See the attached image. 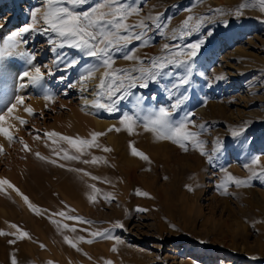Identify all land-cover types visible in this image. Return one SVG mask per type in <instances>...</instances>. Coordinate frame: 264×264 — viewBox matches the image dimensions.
I'll return each instance as SVG.
<instances>
[{"label":"rangeland","instance_id":"rangeland-1","mask_svg":"<svg viewBox=\"0 0 264 264\" xmlns=\"http://www.w3.org/2000/svg\"><path fill=\"white\" fill-rule=\"evenodd\" d=\"M95 2L89 0L78 10L84 11ZM128 2L138 7L140 13L127 22L136 24L143 19L149 25L145 37L148 45L133 41L129 46L136 49V55L145 60L146 66L153 57L165 54V44L185 46L200 41L203 44L196 57L188 61L190 72L184 65L167 68L168 75L150 83L147 89H132L119 102L117 111L108 113L96 109L93 115L82 110L81 100L89 90L81 91L78 78L84 65L96 61L83 57L75 49H53L47 42L49 35L22 32L31 22V11L42 8L44 1L0 0V48L5 49L0 59V114L6 112L18 95L34 110V115L29 116L18 106L12 114L27 124L21 126L17 120L10 119L15 123L12 134L16 140L9 144L5 138L0 139L4 150L0 154V179L9 180L34 205L46 210L35 215L15 192L10 189L0 192V231L14 233L10 225L15 224L30 236L14 244L9 243L16 239L13 235L0 236V264H12L13 257L17 264H105L106 261L112 264H264V11L259 0L251 3L248 0ZM241 5L247 6L237 15ZM157 16L159 27L154 26ZM189 16L194 18L192 25L200 22V28L192 27L190 35L174 39L173 32L178 36L183 21ZM33 56L34 62L30 65L27 60ZM116 56L114 68L135 66L134 62L120 58L119 53ZM73 59L78 61L76 66L65 68ZM36 66L44 73L41 84L31 85L19 79L24 71ZM103 71L101 68L95 74L94 91ZM183 78L188 79L187 85L179 83ZM70 84L77 86L69 87ZM44 88L53 95L54 102L43 99ZM177 101L180 107L173 119L191 117L196 125L194 130L200 133L205 155L191 145L184 151L170 141H158L142 126L136 127L132 135L124 130L107 131L112 127L122 128L119 120L124 114L139 112L142 117ZM97 123L104 127L98 128ZM52 131L85 139H90L92 132L106 133L98 138L102 147L90 149L91 155L82 156L81 160L113 155L116 149L127 154L126 159L132 162V175L127 180L116 174L112 182L93 180L90 173L84 176L83 172H89L84 169L91 163L58 159L53 152L57 145L44 135ZM37 136L40 138L36 139ZM20 138L31 151H23L18 142ZM130 143L150 160L131 156ZM103 147L112 151L104 152ZM59 148L77 154L66 143L60 142ZM37 152L57 159L65 167L38 160ZM256 158H259L258 165L253 164ZM102 164L98 162L91 167L101 171ZM67 166L80 171H69ZM63 172H73L75 175L69 177L80 183L89 182L66 197L60 191L61 182L68 184L69 181ZM253 172L258 175L246 185H229L227 192L217 187L225 173L249 180ZM89 185L101 187V195L92 204L86 202L87 195L92 194ZM84 186L87 193L82 191ZM137 192H146L149 196H139ZM106 194L114 197L111 202L103 199ZM78 198L83 201L73 202ZM139 208L147 211L139 212ZM61 210L92 223L76 224L51 215ZM51 219L76 227L77 231L58 230ZM116 223H122L123 228H114ZM44 228L54 233L48 242L43 235ZM106 230L114 239L80 243L79 252L64 242V236L73 240L84 236L87 240L91 238L88 232ZM41 244L45 246L43 249ZM113 248L117 251L113 252Z\"/></svg>","mask_w":264,"mask_h":264},{"label":"snow or ice","instance_id":"snow-or-ice-1","mask_svg":"<svg viewBox=\"0 0 264 264\" xmlns=\"http://www.w3.org/2000/svg\"><path fill=\"white\" fill-rule=\"evenodd\" d=\"M249 3L252 0H248ZM89 0H45V4L42 8H37L31 11V22L23 27L22 32L24 34L30 32H36L39 34L49 35L48 43L55 48H71L78 51L83 57L92 58L96 61L95 64H87L83 66V71L78 78V84L81 91H87V82L95 78L96 72L103 68V74L100 77L99 84L96 86V90L93 95L96 97L91 103L85 99V106H90L94 109L103 110L108 113H112L118 110L117 105L121 100H124L131 93L134 88L147 89L150 83L156 82L162 76L168 75L165 69L171 67H179L184 65L190 72L191 66L189 60L194 59L198 53V49L203 44V41L198 43H190L185 46L179 45H164L165 54L160 57H153L146 62L144 59L136 55V49L129 46L133 41H139L140 44L147 46L149 41L146 39V34L150 30L149 25L142 19L136 24H129L127 21L133 15H139L140 10L133 3L128 0H96L91 7L84 11H79L84 5H87ZM261 10L264 11V0H259ZM247 5H241L237 10V15L242 14L243 9ZM194 18L192 16L187 17L179 29V35L173 32L174 39H182L185 35H190L192 27L199 29L200 22L197 21L192 25ZM157 23L154 26L159 27V17H156ZM42 25V26H41ZM139 29V31H137ZM26 43V41H20ZM13 47L17 45H12ZM139 47V45H138ZM120 54V58L135 63V66L129 69L114 68L116 54ZM5 55V49L0 48V59ZM187 57L188 59L181 60L179 57ZM34 56L27 60L28 64H33ZM78 63L73 59L65 64V68L75 67ZM51 75V73H49ZM44 78V73L41 71V67L36 66L31 71H24L19 79L21 81H27L31 85H39ZM181 85H187L189 83L187 78H183L179 82ZM25 84H21L23 88ZM76 84H70L69 87H76ZM156 97L153 96L154 100ZM43 99L46 102H54V97L51 93L44 90ZM103 101V102H101ZM18 106H22L24 112L29 115H34V110L31 106L27 105L23 96H16L15 102L7 108L4 114H0V136L4 137L9 144L13 143L16 138L13 136V125L8 123L11 120H17L21 126L27 124V121L12 114L16 111ZM180 107L179 101L173 103L170 107L160 106L153 112L148 113L142 117L139 116V112L136 115L124 114L119 120L122 128L112 127L108 132H120L126 131L129 135L135 134V128L142 126L146 132L153 133L154 137L158 141H170L177 145L184 151L188 150V145L197 148L201 155H205L204 145L199 139L200 133L195 131L196 125L193 123L190 116H186L185 119H173V115ZM106 133L92 132L90 139L81 138L79 136L69 137L59 134L55 131L47 132L44 135L53 144L57 145L53 148V152L56 157L64 161H79L84 164H97L98 162L107 163L103 157L92 156L91 160H81L82 156L91 155L90 149L101 148L98 143V138ZM237 133H233L236 135ZM39 139L40 137H35ZM23 151H31L25 141L20 138L18 141ZM63 142L74 149L75 153L71 154L67 149L59 148V143ZM130 154L133 157H137L144 161H149L150 158L143 152L138 150L134 144H129ZM104 152H110L112 149L103 147ZM3 147L0 146V154H3ZM36 158L42 162L57 165L61 168L65 167V164H58L57 159H49L41 155L39 152L36 154ZM254 165L259 164V158L253 160ZM69 171H80L75 168H69ZM84 176H89L88 172H83ZM258 173L253 172L249 180L238 179L232 174L225 173L222 182L217 185L218 189L223 192H227L229 185L241 186L246 185L252 178H255ZM93 180L97 179L95 176L91 177ZM92 189V194L88 196L89 201L96 202L97 196L101 195V192L95 185H89ZM5 189H10L19 196L28 209L35 215H41L43 211L38 206L34 205L28 196L24 195L18 188L15 187L9 180L0 179V192ZM137 195L148 197L146 192H137ZM114 197L111 194L103 195V199L106 202H111ZM68 207V206H65ZM69 211H74L70 209ZM139 212H145L146 209L139 208ZM52 216H59L62 219L73 221L76 224H88L91 225V221L85 220L80 216L69 215L66 211H59L52 213ZM51 223L55 224L60 229H66L75 233L76 227H69L67 223H59L55 219H51ZM11 228L15 229L14 233H6L0 231V236L13 235L16 239L10 240V244L16 243V240L30 239L29 233L20 229L17 225L11 224ZM114 228H123L122 223H116ZM80 231H88L87 229H80ZM90 239H85L84 236H79L75 240L69 239L68 236H64V242L77 252L80 251L78 244L88 243L92 244L96 239H114L110 232L106 231H91L88 232ZM43 249L45 246L40 245ZM113 252L117 249L113 248ZM12 264H17L16 259L13 257ZM105 264H112L111 261H106Z\"/></svg>","mask_w":264,"mask_h":264},{"label":"bare ground","instance_id":"bare-ground-1","mask_svg":"<svg viewBox=\"0 0 264 264\" xmlns=\"http://www.w3.org/2000/svg\"><path fill=\"white\" fill-rule=\"evenodd\" d=\"M42 1H44L45 2V0H42ZM96 77V76H95ZM96 82V80H91V81H89V82H87V89L89 90L87 93H86V95H85V98H83L82 100H81V104H82V110H86L88 113H91V114H93V115H95V111H96V109H94V108H92V107H90V106H85V104H84V101H85V99H87L90 103L93 101V100H95L96 99V97L93 95V92H94V90H93V84ZM6 86V85H5ZM8 87H9V85H8ZM43 90H46L45 88L43 89ZM0 109H1V107H0ZM8 123H10V124H12L13 125V128L10 130V131H14V127H15V123H13V122H11V120H9L8 121ZM97 126H98V128H100V127H104V125H102V124H99V123H97ZM0 139H2V140H4V137H2V136H0ZM3 143V142H2ZM2 145V144H1ZM128 147V146H127ZM162 147V146H161ZM128 149V148H127ZM129 153H130V151H128ZM127 155V154H126ZM126 155H125V153L123 154V152H122V154L119 152V151H117L116 149H114V151H113V155H110V154H107V155H104V156H99V157H105V158H107V163H104V164H102V166H103V168H101L102 170L101 171H95V169L96 168H94V167H91V164H90V167H86L84 170L85 171H87V170H89V172L88 173H90L91 175H93V176H95L96 178H100V179H102V180H104V181H113L114 180V178H117V177H115V175L116 174H118V175H120V176H122V177H126L127 178V180L130 178V176L132 175V171H133V168H132V162L131 161H128V159H126L127 157H126ZM131 155V154H130ZM129 154H128V157L130 156ZM132 156V155H131ZM130 156V157H131ZM131 160V159H130ZM134 162H135V159H134ZM133 162V163H134ZM67 164V163H66ZM84 165V164H83ZM74 166V165H73ZM86 166V165H85ZM101 166V167H102ZM68 167V166H67ZM81 167H82V165H81ZM69 168V167H68ZM43 169V168H42ZM79 170V169H78ZM43 172V171H42ZM35 173H37V172H35ZM115 173V174H114ZM41 175V174H40ZM62 175V174H61ZM64 175H66L67 177H68V179H69V181L67 182L68 184H66V182L65 181H62L61 182V193H63V195H65L66 197H70V196H72V194L74 193L73 191H75V189H77V188H80V186H82V184H86L87 182H89V181H84V183H80L79 181H77V179H71L69 176H71V175H75V174H73V172H71V173H69L68 172V174L67 173H64L63 172V177H64ZM45 176H46V174H45ZM39 177V176H38ZM44 178V177H43ZM62 178V177H61ZM72 178H76V177H72ZM45 179V178H44ZM49 179H50V177H49ZM68 179H66V180H68ZM105 179H107V180H105ZM41 180H43L42 178H41ZM65 180V179H64ZM80 180V179H79ZM96 180V179H95ZM117 180V179H116ZM77 181V182H76ZM98 181V180H97ZM96 181V182H97ZM107 181V182H108ZM115 181V180H114ZM49 182H50V180H49ZM63 182H65L64 184H63ZM90 182H92V183H94L92 180H90ZM95 182V183H96ZM117 182H119V181H117ZM40 183V182H39ZM43 183V182H42ZM91 183V184H92ZM110 183V182H109ZM114 183V182H113ZM66 184V185H65ZM72 186H71V185ZM99 184V183H98ZM68 185H70L69 187H71V188H68L67 189V187L66 186H68ZM100 185V184H99ZM86 186H88V185H86ZM86 186H84V188L82 187V191H83V193L84 192H86L87 193V187ZM35 187V186H34ZM36 188V187H35ZM99 190L101 189V187H99L98 188ZM86 190V191H85ZM81 191V190H80ZM82 191H81V193H82ZM77 194V193H76ZM79 194V193H78ZM81 196H82V194H80ZM84 195V194H83ZM64 196V197H65ZM78 197H79V195H78ZM87 197H88V195H87ZM84 199H85V197H83ZM66 199V198H65ZM67 200V199H66ZM78 200L79 201H83V200H81V199H76V200H74L73 202H78ZM86 200V199H85ZM89 201V199L86 201V202H88ZM90 202H88V204H89ZM81 204V205H80ZM78 206L80 207V206H82V203H80ZM91 204H92V202H91ZM44 232H43V235L45 236V238H46V240H47V242L49 241V239H50V237L51 236H54V233L53 232H51L50 230H48V228H44V230H43ZM51 243V242H50ZM49 243V244H50ZM50 245H52V244H50Z\"/></svg>","mask_w":264,"mask_h":264}]
</instances>
